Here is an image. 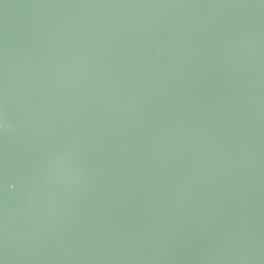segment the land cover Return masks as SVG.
Listing matches in <instances>:
<instances>
[{
  "label": "water",
  "instance_id": "obj_1",
  "mask_svg": "<svg viewBox=\"0 0 264 264\" xmlns=\"http://www.w3.org/2000/svg\"><path fill=\"white\" fill-rule=\"evenodd\" d=\"M0 264H264V0H0Z\"/></svg>",
  "mask_w": 264,
  "mask_h": 264
}]
</instances>
